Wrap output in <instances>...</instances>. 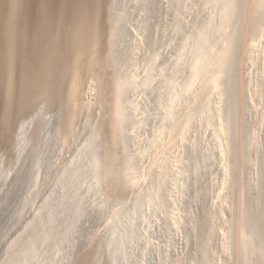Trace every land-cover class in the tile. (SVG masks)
<instances>
[{
    "label": "rangeland",
    "instance_id": "rangeland-1",
    "mask_svg": "<svg viewBox=\"0 0 264 264\" xmlns=\"http://www.w3.org/2000/svg\"><path fill=\"white\" fill-rule=\"evenodd\" d=\"M226 1H117L114 13L116 18L122 16L117 21L123 31L115 42L119 49L114 57L119 56L118 73L127 83L120 99L124 106L120 131L126 141L124 137V142L119 141L122 137L115 132L119 139L115 145L104 130V137L100 133L91 139L87 123L99 113L100 117L106 114L107 108L99 103L101 111L105 110H98L99 82L95 80L99 75L88 77L83 99L89 105L80 122L83 130L67 139L51 132L35 182L29 179L14 187L11 179L4 182L0 174V264H75L83 257L86 264H264L256 252L241 249L236 220L240 202L255 210L261 204L264 24L259 34L263 38L256 35L254 41L259 44L253 41L257 49L249 51L245 33L253 0H231L239 3L241 15L231 13L233 7L238 8L232 5L233 16L228 18V12L225 21L220 10ZM202 31L208 37L206 47L214 52L236 42L230 51V70H219L214 63L191 76V60ZM238 88L246 105L241 108L243 121L237 122L242 123L240 129H246L244 145L250 151L239 150L243 164L236 179L232 149L238 144L231 135L238 134L233 125L238 119L232 111L228 117L234 122L228 124L226 112L227 95L233 96ZM106 144L107 150L115 145L114 151H107ZM127 157L129 194L115 199L119 194L114 196L112 184L108 187L109 181L105 182L114 174L107 167H115V171L111 168L115 176ZM106 159L111 165L103 168ZM96 161L102 162L101 169H108L107 177ZM200 239L207 240L205 248Z\"/></svg>",
    "mask_w": 264,
    "mask_h": 264
},
{
    "label": "bare ground",
    "instance_id": "bare-ground-1",
    "mask_svg": "<svg viewBox=\"0 0 264 264\" xmlns=\"http://www.w3.org/2000/svg\"><path fill=\"white\" fill-rule=\"evenodd\" d=\"M117 1L118 0H0V174L1 178H3L2 181L4 180L5 182L6 179L9 178L7 180L8 182L11 179V184L13 186H18L20 182H25L29 179H33L32 181L37 180L40 171L39 165L44 156L48 153L47 141L52 139L51 132H57V134L59 133V135L64 139H67L71 135H77L78 131L83 130L82 126L85 125L80 124L82 120L81 115L83 114L82 111L87 109L89 105L83 99L84 91L89 88L86 83L84 84V82L92 75H99L98 80L96 79L98 76L95 78V84L99 82L98 86H96L98 87L97 90H99V95L98 91L93 88L97 91V98L99 97L97 105L102 103L103 107L105 106L104 108H107V110L105 111L106 114L103 112V115L100 117L99 113L98 116L95 115L97 117L96 120L93 119L91 123H89L90 121L87 123L88 127H90L89 132L91 139L92 137L95 138L96 135L100 137L99 134H102V130H104L105 135L108 133L110 134L109 136L112 137L111 141L113 144H115L118 136L120 138L122 137L118 140L123 141L124 136L120 130L124 127L122 125L124 121L121 123L123 126L122 128L120 126V122L123 119L122 115L124 114V106L121 104L123 101L120 102V99L121 97L123 98V91L126 90L125 85L127 83L125 82V77L121 78V75L118 73L120 64L118 63L119 56L114 57L115 53L116 55L118 53L116 52V48L119 46L117 44L115 48V42L120 39V37L119 39L117 38L119 33L122 34L120 30L123 31V28L120 27L121 23L119 20L117 21V18L122 16L118 15L116 18L115 15L117 14L114 13V6H116ZM235 1L232 3L231 0H227L224 3L223 8L220 10L222 19L224 18L225 21L228 20H226V16L229 15L231 10L232 14L237 12L238 15H241V12L239 11V13L237 11L240 10L238 7L239 3L237 4ZM232 5L238 8L233 7L234 9H231ZM252 5V10H249L251 11L250 15L252 19L250 20V26H247L248 29H246L247 31L245 33L246 37L249 38V41L251 42L250 44L248 41L246 44L247 48L249 49L251 47V50L257 49L254 48L255 46L253 47V45L259 40L256 42L254 40L257 38L256 35L259 37L262 35L261 32H263L261 29L264 24V0H253ZM232 14L229 15L228 18H230V16L232 17ZM118 22L120 24H118ZM203 32L204 31L199 34V41H197V48L195 49L197 53H194L195 55L192 57L193 60H191V76L195 77L198 73H200V71L205 69L207 65H214V63L216 64V67L218 66L217 68L219 70H230L233 60L230 59V51L234 49L236 42L229 41L231 43H229L227 47L225 46L220 53L214 52L212 47H206L208 37ZM260 33L261 35H259ZM253 41L255 43H253ZM116 58H118V60H116ZM111 71H113L111 73L113 76L110 74ZM229 85V87H233L231 84ZM238 89L233 92V96L232 93L227 95V100L230 104H228L229 108H227L229 111L228 113L226 112V120L228 124H233L234 121L232 120L234 119H232V117L229 119V117L233 116V114L235 115L233 118L237 117L238 119L233 124L235 126L236 123L235 130H238V134L236 133L235 135L237 137L231 135L236 143L231 137L232 141L235 144H238L236 145L237 147H235L237 150L234 148L232 149L233 151L230 150L236 157V166L234 165L236 172L234 171L235 173H233L235 174L233 176L236 179L239 166L241 163L243 164V156L241 157L239 150H241V152L242 150L245 152L250 151V148H248L249 146L246 147L247 144L244 145L247 143L244 141V138H247V135L244 137V130L246 129L242 126L241 128L243 129H240V125L242 123L239 124L243 121L241 119V115L243 113L241 112V108L246 105V100H244L245 97H242L244 96L241 92L242 90ZM96 101L93 106L96 105ZM102 104L101 106L99 105V108L97 107L98 110L102 108ZM205 105H207V103H205L204 106ZM232 108L234 109L232 110ZM98 110H96L97 113ZM92 113H94V111ZM84 117L88 118L87 116ZM237 121H239V123ZM230 125L229 127L227 125L226 128H230ZM237 126L238 128L236 129ZM232 129L228 130L231 131ZM235 130L233 129L234 133ZM115 132L118 134L117 137ZM123 132L125 131L123 130ZM104 133L102 135L103 137ZM107 136L106 139H110V137L107 138ZM107 140L105 142H107ZM124 141H126L125 137ZM232 141L231 144L233 146ZM102 142H104V140ZM108 142L110 143V141ZM117 143L115 145H117ZM108 145L105 146L106 150ZM115 145L113 146L115 147ZM101 147L103 146L101 145ZM114 147L113 150L109 147L112 152L114 151ZM123 148L125 150L126 147L123 145ZM110 149L107 151H110ZM106 153L103 155L107 158L108 154ZM110 153L111 152H109V154ZM110 156L112 155L110 154ZM108 158L110 159L109 156ZM115 158L118 157L115 156ZM123 159L121 160L123 161ZM126 159H128V157L125 158L123 166H120V168H123L122 171L117 168L121 172L115 176L114 166H104H109V164L111 165V163H109L111 161L114 163V159H110L111 161H107L106 159L108 164L107 162L106 164L103 163V168H110L111 173L107 168L106 170L102 168L104 170L102 172L105 174L108 172L110 174L114 173L112 174V177H107L106 174L105 177L109 178V180L106 178L105 182L109 181L108 184H112L113 191L111 190V192H114V196L116 193L117 195L119 194L118 198L115 197V199H120V194L122 196L120 197L123 198V195L128 192V187L130 186V178L127 174H129L131 166H128L130 162ZM262 162L260 163L259 161L261 164L260 172L263 174L264 164ZM101 163L98 162L95 164L97 168L100 167V170H102ZM118 163L119 162H117V164ZM112 165H115V163ZM111 168L114 169L113 172ZM127 170L129 171L128 173ZM102 175L104 177V174H101V177ZM262 176H260V178ZM263 181L264 180H262V184L261 181L259 183L260 185L258 184V187H260L259 192L261 191V195H259V201H261L260 207L255 210L253 208H249L251 207L249 205V207L240 205L242 204L240 202L238 204L240 209L237 213L239 216L237 219L235 218L237 220V224L239 225L241 236L239 240L241 239V249H248L251 252H256L257 254L254 253L255 256L258 255L262 261H264ZM8 182H6V184ZM111 184H109L108 187H111ZM233 184H231V186H233ZM243 190L246 191L247 189ZM108 192L110 195L111 192L109 189ZM127 194H129V192ZM199 230H202L201 227ZM203 236H201V238H203ZM205 237L206 236H204V239H207ZM256 237L258 238L257 240H259L258 244L254 243V238ZM199 241L202 247L205 248L207 240L205 241L200 239ZM204 251L206 250L204 249ZM239 254L241 255V253ZM84 258L85 257L82 259ZM82 259L78 258L75 260L76 263H74L86 264L84 262L85 260Z\"/></svg>",
    "mask_w": 264,
    "mask_h": 264
}]
</instances>
